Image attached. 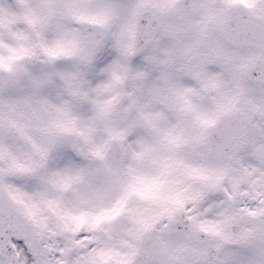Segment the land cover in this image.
Returning a JSON list of instances; mask_svg holds the SVG:
<instances>
[{"label":"snow or ice","instance_id":"1","mask_svg":"<svg viewBox=\"0 0 264 264\" xmlns=\"http://www.w3.org/2000/svg\"><path fill=\"white\" fill-rule=\"evenodd\" d=\"M0 264H264V0H0Z\"/></svg>","mask_w":264,"mask_h":264}]
</instances>
